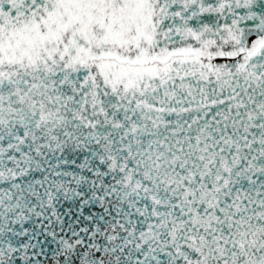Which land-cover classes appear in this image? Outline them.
I'll return each instance as SVG.
<instances>
[{"label": "snow or ice", "instance_id": "1", "mask_svg": "<svg viewBox=\"0 0 264 264\" xmlns=\"http://www.w3.org/2000/svg\"><path fill=\"white\" fill-rule=\"evenodd\" d=\"M0 264H264V0H0Z\"/></svg>", "mask_w": 264, "mask_h": 264}]
</instances>
